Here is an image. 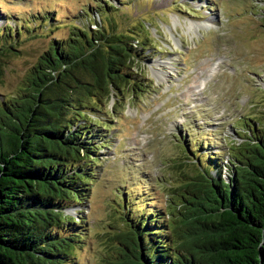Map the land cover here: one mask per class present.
<instances>
[{"label":"trees","instance_id":"trees-1","mask_svg":"<svg viewBox=\"0 0 264 264\" xmlns=\"http://www.w3.org/2000/svg\"><path fill=\"white\" fill-rule=\"evenodd\" d=\"M113 1L122 8L151 2ZM91 5L78 24L58 25L53 12L24 20L0 12V72L38 28L59 29L19 92L0 103V264H77L99 152L112 147L118 123L106 102L153 88L138 74L152 56L145 22L122 23L127 16L110 3ZM246 120H235L240 141L221 154L214 140L179 132L198 168L180 185L186 197L164 211L152 202L149 181L123 194L127 231L115 235L109 264H264V116Z\"/></svg>","mask_w":264,"mask_h":264},{"label":"rangeland","instance_id":"rangeland-1","mask_svg":"<svg viewBox=\"0 0 264 264\" xmlns=\"http://www.w3.org/2000/svg\"><path fill=\"white\" fill-rule=\"evenodd\" d=\"M96 3H110L127 16L122 23L134 17L145 22L154 49L138 74L153 88L106 102L107 110H117L118 123L112 147L99 152L103 160L84 212L89 237L74 254L77 264H109L116 257L115 235L127 231L122 195L144 188V181L164 211L186 197L180 185L196 171L183 153L181 130L214 140L221 154L231 141H240L235 120L249 124L246 118L264 116V0H151L139 8L113 0H0V12L23 20L53 12L58 25L78 24L80 10ZM38 30L39 37L2 66L0 103L19 92L59 29ZM193 208L183 206L181 212Z\"/></svg>","mask_w":264,"mask_h":264},{"label":"water","instance_id":"water-1","mask_svg":"<svg viewBox=\"0 0 264 264\" xmlns=\"http://www.w3.org/2000/svg\"><path fill=\"white\" fill-rule=\"evenodd\" d=\"M192 163H193V165H194V167H195V171H197V165L192 161Z\"/></svg>","mask_w":264,"mask_h":264},{"label":"bare ground","instance_id":"bare-ground-1","mask_svg":"<svg viewBox=\"0 0 264 264\" xmlns=\"http://www.w3.org/2000/svg\"><path fill=\"white\" fill-rule=\"evenodd\" d=\"M203 85H204V83H201V84H200V86H203Z\"/></svg>","mask_w":264,"mask_h":264}]
</instances>
